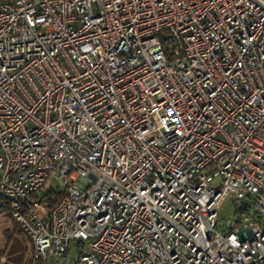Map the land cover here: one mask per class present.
<instances>
[{
	"label": "built area",
	"instance_id": "obj_1",
	"mask_svg": "<svg viewBox=\"0 0 264 264\" xmlns=\"http://www.w3.org/2000/svg\"><path fill=\"white\" fill-rule=\"evenodd\" d=\"M0 204L29 264H264V0H0Z\"/></svg>",
	"mask_w": 264,
	"mask_h": 264
},
{
	"label": "rangeland",
	"instance_id": "obj_2",
	"mask_svg": "<svg viewBox=\"0 0 264 264\" xmlns=\"http://www.w3.org/2000/svg\"><path fill=\"white\" fill-rule=\"evenodd\" d=\"M53 189L61 192L64 185L61 179L50 176L44 187L38 191L39 197L44 192ZM234 204L231 198H226L219 209V217L223 220L234 214ZM31 251V241L29 235L24 232L21 225L14 220L10 211L4 210L0 213V261L10 260L11 264H29V254ZM76 246L71 245V249L66 257L59 260V264H75ZM58 264V263H57ZM79 264V263H78Z\"/></svg>",
	"mask_w": 264,
	"mask_h": 264
},
{
	"label": "trees",
	"instance_id": "obj_3",
	"mask_svg": "<svg viewBox=\"0 0 264 264\" xmlns=\"http://www.w3.org/2000/svg\"><path fill=\"white\" fill-rule=\"evenodd\" d=\"M43 187H44V185H43ZM60 194H61L60 192H55V190L50 188V190L44 192V194L41 197H39V195H38V198L41 201L45 202L48 206H52L56 202V200L59 198ZM4 210L9 211V208L7 207L6 204H1L0 205V213ZM0 264H11V262L8 259V260L0 261Z\"/></svg>",
	"mask_w": 264,
	"mask_h": 264
},
{
	"label": "crops",
	"instance_id": "obj_4",
	"mask_svg": "<svg viewBox=\"0 0 264 264\" xmlns=\"http://www.w3.org/2000/svg\"><path fill=\"white\" fill-rule=\"evenodd\" d=\"M1 205V204H0ZM66 257V255H64V258ZM0 258H1V256H0Z\"/></svg>",
	"mask_w": 264,
	"mask_h": 264
}]
</instances>
